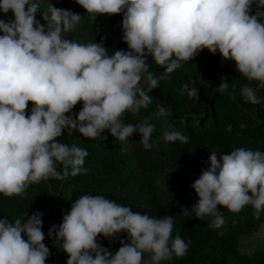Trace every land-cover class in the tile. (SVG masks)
Here are the masks:
<instances>
[{
	"label": "clouds",
	"instance_id": "1",
	"mask_svg": "<svg viewBox=\"0 0 264 264\" xmlns=\"http://www.w3.org/2000/svg\"><path fill=\"white\" fill-rule=\"evenodd\" d=\"M77 3L92 20L100 14L123 13V40L129 50L109 55L103 41L66 38L65 33L82 22L78 12L50 4L43 12L48 23L42 24L36 18L41 8L37 0H0V11L14 17L0 19V193L6 197L20 196L41 180L63 179L69 168L73 176L87 172L83 167L87 150L58 142L65 128L90 139L107 129L122 145L138 132L139 142L150 150L154 125L126 123L125 113L147 108L152 102L149 93L159 81L205 48L234 60L240 74L264 87V0ZM149 55L165 68V75L155 77L149 71ZM226 80L222 78L220 92L228 90ZM180 91L199 98L190 83ZM242 95L252 104L260 102L252 87L245 86ZM79 101L82 110L67 115ZM170 114L171 109L158 106L159 116ZM163 137L166 142L189 140L174 129L164 131ZM209 162L191 185L198 202L182 214L214 217L210 227L216 229L225 223L218 205L234 213L251 205L258 217L264 211V151L237 147L218 158L213 150ZM58 164L64 166L63 174ZM42 215L37 211L14 221L0 218V264H45L50 249L43 242ZM174 219L133 211L103 195L84 194L48 235L68 254L67 264H160L173 254L183 257L190 246L179 234L173 237ZM121 232H127L129 242L122 240L115 253L97 242L101 234L115 237Z\"/></svg>",
	"mask_w": 264,
	"mask_h": 264
},
{
	"label": "trees",
	"instance_id": "2",
	"mask_svg": "<svg viewBox=\"0 0 264 264\" xmlns=\"http://www.w3.org/2000/svg\"><path fill=\"white\" fill-rule=\"evenodd\" d=\"M37 2L41 8L36 18L42 24L48 23L43 12L50 4L83 15L75 31L65 33L66 38L81 43L103 41L109 55L116 50H129L123 40V13L100 14L92 20L77 0ZM256 8L254 3L252 14ZM13 18L11 12L0 11V19L9 21ZM147 62L155 77L165 75V68L156 64L152 56H147ZM224 77H227L225 82L229 87L226 92H220L219 84ZM185 83L197 88L199 98L181 94L180 89ZM245 86L256 90L258 104H252L242 95ZM149 95L152 102L147 108L142 107L134 114L125 113L124 120L133 124L147 121L154 125L150 150H145L139 142L142 136L138 132L122 145L107 129L99 138L90 139L78 130L70 132L65 128L57 140L87 150L83 166L87 172L73 176L69 168V175L63 179L49 178L33 183L20 196L6 197L0 193V218L14 221L26 213L30 216L41 212L45 233L43 242L50 249L45 264H67L68 254L59 241L48 235L49 229L62 222L72 202L81 195H103L152 217H175L173 237L179 234L186 243L190 242V246L183 257L173 254L171 259L162 260L160 264H264V239L254 243L248 251L241 249L242 236L259 228L264 221V211L257 217L251 205L238 213L218 205L225 220L220 229L210 227L214 217L200 219L182 214L184 208L190 211L199 200L191 185L202 170L210 166L209 157L213 150L218 158L237 147L264 151V87L240 74L234 60H225L219 51L213 54L205 48L193 60L182 62V67L161 79L159 87ZM32 106L33 102L29 101L28 115ZM158 106L171 109V114L159 116ZM82 107L83 101H79L67 115L78 113ZM169 129L188 136V142H166L163 133ZM122 147L127 150L123 151ZM57 170L63 174L64 166L58 164ZM22 235L27 239L26 234ZM122 240L129 242L127 232L115 237L101 234L97 238L99 244L113 253L122 246Z\"/></svg>",
	"mask_w": 264,
	"mask_h": 264
},
{
	"label": "rangeland",
	"instance_id": "3",
	"mask_svg": "<svg viewBox=\"0 0 264 264\" xmlns=\"http://www.w3.org/2000/svg\"><path fill=\"white\" fill-rule=\"evenodd\" d=\"M207 55L210 56L209 53ZM262 239H264V221L260 224L258 229L251 232L250 234H246V235L242 236L243 245L241 246V249L248 251L252 248L254 243H256L257 241H260Z\"/></svg>",
	"mask_w": 264,
	"mask_h": 264
}]
</instances>
